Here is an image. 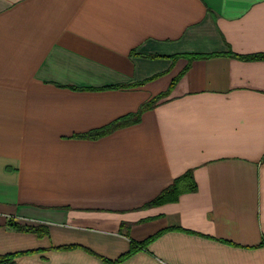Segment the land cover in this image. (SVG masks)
Segmentation results:
<instances>
[{
    "label": "crops",
    "instance_id": "obj_1",
    "mask_svg": "<svg viewBox=\"0 0 264 264\" xmlns=\"http://www.w3.org/2000/svg\"><path fill=\"white\" fill-rule=\"evenodd\" d=\"M229 49L264 51V0H0V256L264 264V60ZM185 53L217 54L138 122L76 136L165 90ZM189 168L195 191L143 206Z\"/></svg>",
    "mask_w": 264,
    "mask_h": 264
},
{
    "label": "trees",
    "instance_id": "obj_2",
    "mask_svg": "<svg viewBox=\"0 0 264 264\" xmlns=\"http://www.w3.org/2000/svg\"><path fill=\"white\" fill-rule=\"evenodd\" d=\"M216 54L217 53H212V54H195V53L180 54L181 56H184L187 59V64L176 76H174L170 80V82H169V84L165 90L153 95L152 97H150L149 99H147L146 101L141 103L138 106L136 111L122 115V116L114 119L113 121H111L110 123H108L107 125H105L103 127H100L97 129H92V130H89L85 133L78 134L76 136L84 137V138H96V137L105 135V134L111 132L112 130H114L118 127H122V126H125L128 124L138 122L140 120V116H141L142 112H144L147 109L152 108L159 100L166 98L169 95L173 86L175 85L177 80L182 76L184 71L188 68L190 62L193 59L207 57V56L216 55ZM224 54L231 56V57L238 58V59H242V60H264V51L257 52V53H249V54H237V53H234L233 51H231L229 49ZM180 55L175 54V55H172L170 57L176 58L177 56H180ZM145 56L155 58V57H159L160 55L154 54V55H145ZM112 87H115V86H112ZM195 190H196V183H195L193 175H192V169L189 168L186 171H184L182 174L173 178V180L166 187H164L156 196H154L150 201L146 202L143 206L144 207L154 206V205L162 204L165 202L175 201L181 193L195 191ZM9 225L12 226L13 228L17 229V230L34 232L38 236H41V235H44L47 233V229L44 226L21 225V224L14 223V222H9ZM161 232L162 231L155 232V233L151 234L150 236L146 237L145 239H143L141 241H136V240L130 239L129 248L126 252L122 253L121 255H119L114 260H107L104 258H102V259L108 263L119 262V261L125 259L126 257L132 255L134 252H136L140 249H146L147 244L151 240L156 238ZM260 244H264V238L262 239ZM71 247H75V245L59 246V248H62V249H68ZM31 251L32 250L20 251V252H16V253H9V254L2 255V256H0V264H11L14 256H16L18 254L25 253V252H31Z\"/></svg>",
    "mask_w": 264,
    "mask_h": 264
}]
</instances>
